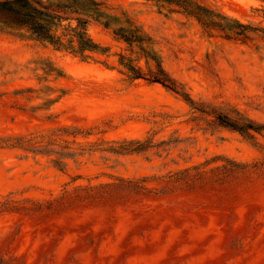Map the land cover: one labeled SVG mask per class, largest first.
Returning a JSON list of instances; mask_svg holds the SVG:
<instances>
[{"label":"rangeland","instance_id":"obj_1","mask_svg":"<svg viewBox=\"0 0 264 264\" xmlns=\"http://www.w3.org/2000/svg\"><path fill=\"white\" fill-rule=\"evenodd\" d=\"M203 1L264 28V0ZM113 3L153 37L194 101L264 123V43L208 39L182 15L142 0ZM89 34L121 52L99 25ZM94 59L40 42L0 14V137L76 126L104 148L153 135L182 142L145 155L95 152L64 171L46 157L0 151V264H264V139L258 148L226 130L192 129L174 94L130 83L115 56ZM236 165L247 169L223 170ZM184 170L187 184L176 181Z\"/></svg>","mask_w":264,"mask_h":264},{"label":"trees","instance_id":"obj_2","mask_svg":"<svg viewBox=\"0 0 264 264\" xmlns=\"http://www.w3.org/2000/svg\"><path fill=\"white\" fill-rule=\"evenodd\" d=\"M142 1L160 12L179 14L195 21L202 35L208 39L219 38L255 48L257 43H264L263 27L226 16L203 0ZM0 14L16 30L81 60L115 56L119 73L130 83L143 81L160 85L186 103L190 118L185 124L191 125L192 129L212 134L226 130L260 148L259 139H264V123L256 122L230 105L216 106L194 101L184 86L164 68L153 37L113 0H0ZM92 24L107 31L112 40L122 46L121 52L111 55L109 48L95 42L89 34ZM101 63L107 66L106 60ZM90 135L76 126H60L44 134L8 135L0 137V151H16L21 158L46 157L55 169L64 171L68 161L95 152L145 155L151 151L169 152L171 146L182 142L177 138L155 141L153 135L144 139L112 142L111 146L104 148L101 146L108 142L97 144L85 141ZM236 166V169L223 170L231 174L247 169L246 165ZM187 171L180 172L176 181L187 184Z\"/></svg>","mask_w":264,"mask_h":264}]
</instances>
